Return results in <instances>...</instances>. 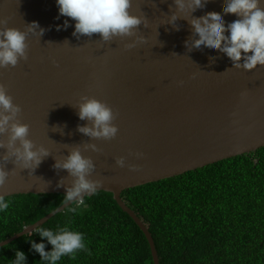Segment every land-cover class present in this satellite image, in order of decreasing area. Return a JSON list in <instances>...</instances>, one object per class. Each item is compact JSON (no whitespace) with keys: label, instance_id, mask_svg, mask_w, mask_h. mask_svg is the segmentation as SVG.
Listing matches in <instances>:
<instances>
[{"label":"water","instance_id":"1","mask_svg":"<svg viewBox=\"0 0 264 264\" xmlns=\"http://www.w3.org/2000/svg\"><path fill=\"white\" fill-rule=\"evenodd\" d=\"M225 6L226 0H209L192 16L215 12L227 26L237 17L224 15ZM129 11L146 25L138 26L135 37L103 41L99 34L74 36L75 21L58 18L56 0H0L6 27L23 32L37 22L36 31L44 29L42 36L27 37V60L0 68V84L21 108L18 120L29 126L28 139L50 152L34 171L21 168L14 158L0 160L9 173L0 195H65L74 177L54 164L79 147L95 165L89 179L100 183L97 192L112 194L144 234L153 264H159L150 232L121 193L264 147V67L236 69L219 50L186 47V41L198 37L183 17L175 25L167 22L176 13L174 0H131ZM66 19L71 26L57 30ZM139 37L143 43L126 48ZM82 97L112 109L118 129L114 138L95 139L78 131L91 126L78 116ZM0 142L7 145V133ZM7 152L0 148V158ZM121 157L124 167L116 164ZM73 203L26 226L0 247L33 233Z\"/></svg>","mask_w":264,"mask_h":264},{"label":"trees","instance_id":"2","mask_svg":"<svg viewBox=\"0 0 264 264\" xmlns=\"http://www.w3.org/2000/svg\"><path fill=\"white\" fill-rule=\"evenodd\" d=\"M0 213V242L61 205L63 194L13 195ZM122 201L150 232L159 264H264V147L182 175L126 189ZM73 203L43 228L81 232L85 249L58 264H153L148 242L113 196L96 192ZM34 231L0 247V264H12L17 248L27 264H44L25 241ZM46 250H51L47 245Z\"/></svg>","mask_w":264,"mask_h":264},{"label":"clouds","instance_id":"3","mask_svg":"<svg viewBox=\"0 0 264 264\" xmlns=\"http://www.w3.org/2000/svg\"><path fill=\"white\" fill-rule=\"evenodd\" d=\"M176 13L167 21L175 25L179 17L190 23L197 39L186 41L185 46L196 49L206 48L210 51H221L232 61L234 68L244 71H253L258 66L264 67V7L262 0H226L224 15H235L236 20L225 25L224 17L209 12L204 16L193 17L197 9L203 8L209 0H174ZM59 16L71 18L75 21L74 36H92L99 34L103 41H110L114 37H135L136 29L146 21L140 16L132 15L129 11L131 0H56ZM7 20L0 19V68L15 67L23 59L27 60L26 39L29 34L42 36L44 29L39 32L37 22L27 26L26 31L6 27ZM66 19L62 26L57 25V30L70 27ZM178 30V29H177ZM225 33H228L227 35ZM143 38H137L126 48H133L137 43H143ZM83 103L79 104V119L87 120L91 126L79 127L78 131L85 136L95 139L110 140L114 138L118 129L112 121L115 119L112 109L97 99L82 97ZM21 108L13 103L7 94L4 85L0 84V136L8 134L5 145L0 142V148L7 147V155L0 160L14 162L23 169L34 171L48 157L50 152L44 146L39 148L28 139L29 126L18 120ZM19 142V146H17ZM87 148L96 150L95 145ZM138 156L141 154H137ZM119 167L125 166L123 157L116 160ZM56 169L66 170L74 177L73 184L65 190L64 204L75 201L74 207L68 210L77 212L79 206L85 205L86 196L95 195L101 187L98 181L89 179L94 172L95 165L90 158L81 155L79 147L73 148L68 157L54 164ZM9 173L0 166V187H2ZM61 185H58L60 187ZM11 201L0 195V213H6ZM42 242L35 240L25 241L31 245L30 251L39 254L44 264H58L62 257L74 259L76 252L85 249L84 236L81 232L70 230L68 227L57 230L37 227L35 229ZM51 250H46V243ZM15 258L12 264H27L26 254L15 249Z\"/></svg>","mask_w":264,"mask_h":264}]
</instances>
